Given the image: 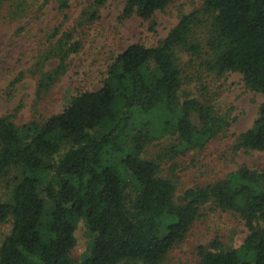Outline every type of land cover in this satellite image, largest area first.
Instances as JSON below:
<instances>
[{"label": "trees", "instance_id": "obj_1", "mask_svg": "<svg viewBox=\"0 0 264 264\" xmlns=\"http://www.w3.org/2000/svg\"><path fill=\"white\" fill-rule=\"evenodd\" d=\"M23 1L0 0V8L9 4L15 18ZM56 1L60 10L69 7L70 0ZM171 1L123 0L121 16L136 15L154 30L155 12ZM105 2L91 0L84 13L94 19ZM198 29L207 33L205 41L196 37ZM71 36L64 33V41L39 55L35 66L57 62L39 71L38 99L79 51ZM190 68L216 79L237 72L246 89L264 96V0H202L156 44L124 48L98 88L75 94L59 112L20 126L16 110L0 116V181L11 179L8 199L0 197V223L11 218L0 264H161L205 209L237 214L246 234L237 247L218 238L198 245L193 264H264V169L239 164L176 199V181L161 174L165 155H144L167 134L178 141L172 154L228 135L234 118L183 92ZM225 148L222 156L232 160L239 151H264V101L252 125ZM79 219L90 242L76 261L70 250Z\"/></svg>", "mask_w": 264, "mask_h": 264}, {"label": "rangeland", "instance_id": "obj_2", "mask_svg": "<svg viewBox=\"0 0 264 264\" xmlns=\"http://www.w3.org/2000/svg\"><path fill=\"white\" fill-rule=\"evenodd\" d=\"M90 1L70 0L69 7L60 10L56 0L45 4L43 0H24L21 5L23 11L15 18L10 16L9 4L0 8V116L16 110L15 122L20 126L32 117L45 118L59 112L75 94L98 88L106 76L107 67L124 48L132 43L156 44L182 13L202 3V0H172L164 10L155 12V27L151 30L149 22L136 15L122 18L123 0H106L96 17L91 19L90 12L84 13ZM64 33L71 34L70 41H78L80 49L69 55L66 72L38 99L39 71L54 67L57 60H48L41 66L35 64L39 55L55 45L58 39L64 41ZM196 37L205 41L207 33L198 29ZM186 59L183 56V60ZM188 75L191 81L183 85V92L205 100L216 111L234 120L224 139L214 140L203 149L172 154V143L178 142L172 134L153 140L146 146V157L165 155L161 174L176 181V199L187 187L222 178L239 164L264 169V151H239L233 160L228 154L225 158L221 154L233 142L235 135L252 125L264 96L246 89L237 72H228L216 79L201 75L200 71L198 75L195 69L190 68ZM192 120L199 126L196 114L192 115ZM10 180L0 181L2 200L9 197ZM45 207L49 209L52 205L47 201ZM10 228V217L0 223V243ZM245 234L246 229L237 214L224 210H201L185 240L172 248L161 264H193L198 245L218 238L227 246L237 247ZM74 241L70 256L80 261L90 242L82 219L76 222Z\"/></svg>", "mask_w": 264, "mask_h": 264}]
</instances>
